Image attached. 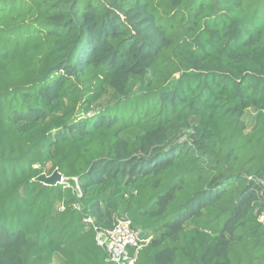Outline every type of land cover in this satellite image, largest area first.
I'll return each instance as SVG.
<instances>
[{"label": "trees", "instance_id": "obj_1", "mask_svg": "<svg viewBox=\"0 0 264 264\" xmlns=\"http://www.w3.org/2000/svg\"><path fill=\"white\" fill-rule=\"evenodd\" d=\"M263 12L0 0V264H114L120 216L137 264H264Z\"/></svg>", "mask_w": 264, "mask_h": 264}, {"label": "built area", "instance_id": "obj_2", "mask_svg": "<svg viewBox=\"0 0 264 264\" xmlns=\"http://www.w3.org/2000/svg\"><path fill=\"white\" fill-rule=\"evenodd\" d=\"M258 203L260 206L258 220L264 225V188L259 195ZM92 223L91 218L83 219V224ZM96 230L97 245L105 249L114 264H137L138 252L152 239L145 238L143 232L134 227L126 216L117 217L115 226L111 230Z\"/></svg>", "mask_w": 264, "mask_h": 264}, {"label": "water", "instance_id": "obj_3", "mask_svg": "<svg viewBox=\"0 0 264 264\" xmlns=\"http://www.w3.org/2000/svg\"><path fill=\"white\" fill-rule=\"evenodd\" d=\"M38 181L48 186H57L65 184L66 179L59 170H55L50 176L46 174L41 175Z\"/></svg>", "mask_w": 264, "mask_h": 264}, {"label": "rangeland", "instance_id": "obj_4", "mask_svg": "<svg viewBox=\"0 0 264 264\" xmlns=\"http://www.w3.org/2000/svg\"><path fill=\"white\" fill-rule=\"evenodd\" d=\"M227 13H228V12H227ZM235 13H237V12H235ZM228 14H229V13H228ZM261 14H264V12L261 13ZM53 264H60V260H59V257H58V256H55V259H54Z\"/></svg>", "mask_w": 264, "mask_h": 264}]
</instances>
